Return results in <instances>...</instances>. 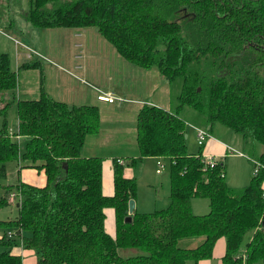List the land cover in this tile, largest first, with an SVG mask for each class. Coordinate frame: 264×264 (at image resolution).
<instances>
[{
  "label": "trees",
  "instance_id": "trees-1",
  "mask_svg": "<svg viewBox=\"0 0 264 264\" xmlns=\"http://www.w3.org/2000/svg\"><path fill=\"white\" fill-rule=\"evenodd\" d=\"M25 19L40 27L94 25L118 53L137 66L156 67L168 82L180 80L175 110L143 102L136 113L138 152L169 160V202L150 211L134 208L136 177H125L114 159L113 194L102 191V157L85 156L87 135L100 128L97 105L69 104L40 86L37 98L15 99L16 128L4 115L17 70L0 50V175L8 162L43 168L45 183H0V206L17 207L0 219V264H23L13 245L34 249L39 264H186L213 254L225 238L223 264H264V167L237 189L225 179L223 161L203 167L201 144L187 150L189 105L207 122L222 123L243 140L264 145V0H28ZM1 13V12H0ZM4 33V31H3ZM25 61L20 67L38 66ZM264 164V150L257 156ZM14 193L13 200H9ZM203 196L209 209L193 212ZM114 209L115 232L105 230L104 208ZM8 230L12 231L8 235ZM201 235L195 246L183 237ZM244 249V254H242ZM242 251V252H241ZM241 252V253H240ZM244 256V260H243Z\"/></svg>",
  "mask_w": 264,
  "mask_h": 264
},
{
  "label": "rangeland",
  "instance_id": "rangeland-1",
  "mask_svg": "<svg viewBox=\"0 0 264 264\" xmlns=\"http://www.w3.org/2000/svg\"><path fill=\"white\" fill-rule=\"evenodd\" d=\"M28 7V0H0V30H2L0 31V50L8 52L11 67L17 70L15 89L4 91L5 99H12L4 112V115H7L10 131L16 128L13 96L37 98L40 95V86L43 84L49 94L69 104H97L101 110L99 111L104 125L109 124L112 127L122 125L119 131L106 126L108 130L105 127L104 129L99 128L97 132L91 133L90 136L87 135L86 145H95L97 155L101 154L102 158L123 155L124 158L130 159L138 152L135 106L143 102L153 103L155 101L166 108L175 110L179 103L177 95L181 90L180 80L168 82L156 67L145 68L127 61L94 25L86 27L32 25L24 16ZM25 61H36L38 66L18 68V65ZM102 83L108 85L109 88H119L125 97L134 98L133 101L129 102L128 98V102L123 101L120 104L113 101H111L113 103L97 101L96 87L99 88ZM110 92L113 93V91ZM2 105L3 103H0V106ZM179 114L189 122L185 133L189 152H197L200 146L194 126L210 128L212 134L232 144L234 154H230L225 163L226 181L229 180L227 170H230L236 188L244 187L248 182V180L245 181L246 176L254 171L251 159L257 158L264 150V145L250 139L243 140L240 134L222 123L207 122L204 115L189 105L185 104L180 107ZM1 122L2 115L0 114V124ZM122 135L125 139H120ZM239 151L243 153L242 156ZM163 161L165 166L160 173L155 172L157 165L156 157L153 156L145 162H136L135 168L131 169V171H136L132 174V177L136 175V192H139L140 198L145 197L141 207L148 208L146 209L148 211L164 207L169 202V160L164 158ZM144 164V175L140 178ZM7 165V174L0 175V183L22 180L29 174L26 169L21 170L32 167L21 166L18 171L14 161L8 162ZM38 169L44 171L43 168ZM30 182L35 183L32 179ZM191 209L197 213L208 211V199L203 196L193 197ZM17 214L18 210L13 202L0 206V219L14 218ZM3 230H6V227H0V236ZM202 239L201 235L183 237L178 240V244L187 247L195 246ZM6 248L8 246L0 245V250ZM18 248V246L10 247L11 251H18ZM241 250L244 254V249ZM21 256L23 264H39L38 254L34 249H27ZM208 259L203 258L206 261ZM214 261H216L215 258ZM214 261L212 264H215ZM186 264L196 263L188 259ZM254 264L262 263L257 261Z\"/></svg>",
  "mask_w": 264,
  "mask_h": 264
},
{
  "label": "crops",
  "instance_id": "crops-1",
  "mask_svg": "<svg viewBox=\"0 0 264 264\" xmlns=\"http://www.w3.org/2000/svg\"><path fill=\"white\" fill-rule=\"evenodd\" d=\"M100 87H101V90L113 91V93L115 95L120 96L122 99H120V100L117 99L118 101H113V102H117L118 104L122 103L123 101H125V102L127 101L128 102V99H129V102H131L134 99V98L127 97V96L125 97L124 96L125 94H122L120 92L119 88H109L108 85H105L103 83H102V86H99V89H100ZM97 88L98 87H96V89ZM117 91H119V92H117ZM57 99H61V98H57ZM96 99H97V97H96ZM97 101H99V102H109V101H103V100H99V99H97ZM113 102H111V103H113ZM150 103H152V102H150ZM153 103L162 106L160 103H157L155 101H153ZM140 106L141 105H136L135 106L134 110L136 111V113H137V111H138ZM163 107H165V106H163ZM167 109H169V108H167ZM99 110H100V108H99ZM100 117H101V113H100ZM135 118H136V116H135ZM105 126L106 127H111L112 129H117V131H119L120 128L123 127L122 125L118 126V127H112L109 124H105L104 125L103 121H101L100 129H104ZM106 127H105V129L108 130ZM194 127H195V130H196V136H197V127L204 128L202 126H194ZM204 129L208 130L210 135L201 144L202 147H200V148H201L202 152L214 154L219 160L223 161V166L225 168L226 158L230 154H234L232 152L233 151L232 150L233 147L231 146L232 144L230 142H228L227 140L222 139L221 137L212 134V132L210 131V128L209 129L204 128ZM89 136H90V134H89ZM120 139H125V136L122 135ZM87 146L88 145H86V140H85L84 145L82 147V154L83 155H85V156L97 155L96 146L95 145H89L88 147ZM239 154L241 156L243 155V153L240 152V151H239ZM135 155L136 154H133L132 156H135ZM100 156H101V154H100ZM151 156L157 157V156H154V155L145 156L141 160H135V162H133V164L129 163L130 159L124 158L123 155H120V156L112 155V156H109L108 158H102V191H103V193L106 194V195L113 194V190H114V188H113V164H114V159L118 160V162L120 164H122V166H123V168H122L123 175L125 177H132V174L136 173V171H131V169L135 168L136 162H138V161L145 162L146 159H148ZM224 168H223V170H224V175H225V179H226V168L225 169ZM25 169L27 170L29 176H27L26 178H23L22 180H24L26 182H29V183H32V182H30L31 179H32L37 185H43L45 183V173H44V171L42 169L40 170V169H38L36 167L35 168L31 167V168H23L21 171H23ZM144 169H145V164L143 165V167L141 169V172H140L141 176H139L140 178H142V176L144 175ZM155 172L156 173H160V172L156 171V168H155ZM227 172L229 173V180L227 181V183L229 185L231 184V186H233V187H236V185H234V177H233L232 174H230V170L229 171L227 170ZM250 176H251V173L249 174V176H246V180L245 181H247V180L249 181ZM134 177H136V175H134ZM35 183H33V184H35ZM262 186L264 188V179L262 181ZM138 193L139 192L137 191L136 194H135V197H134V199H135V208L138 211H148V210H146L148 208H142L141 207V204L142 205L144 204L143 201H144L145 197L143 196V197L140 198ZM104 211H105V219H104L105 230L109 234L114 235V232H115L114 209H113V207L108 206V207L104 208ZM13 246H15V247L18 246L19 250L18 251L12 250V251H14L15 253H19L21 255L24 254L27 249H29V248H23L21 245H13ZM224 252H225V238L223 236H221L215 241V244L213 246V254H212V256L209 257V259L207 261L203 260V258L199 259V261L196 264H212L213 261H214V258L216 260V261H214L215 264H223L222 255L224 254Z\"/></svg>",
  "mask_w": 264,
  "mask_h": 264
},
{
  "label": "built area",
  "instance_id": "built-area-1",
  "mask_svg": "<svg viewBox=\"0 0 264 264\" xmlns=\"http://www.w3.org/2000/svg\"><path fill=\"white\" fill-rule=\"evenodd\" d=\"M2 32V30H0ZM97 98L99 100H104V101H115V100H120L122 99L120 96H117L115 95L114 93L110 92V91H104V90H101L99 88H97ZM210 135L209 131L204 129V128H200V127H197V142L199 144H202L203 141ZM164 158H162L161 156H157L156 157V171L157 172H161L162 171V168L165 166V163L163 161ZM200 160L203 162V167H212L215 165L216 162H218V158L212 154V153H206V152H202V154L200 155ZM252 162H253V165H254V173H257L258 170L262 167H264V164L258 160V159H255V158H252L251 159ZM15 194L14 193H11V195L9 196V200H13V196ZM263 197H264V193H263ZM8 235H11L12 234V231L11 230H8Z\"/></svg>",
  "mask_w": 264,
  "mask_h": 264
},
{
  "label": "water",
  "instance_id": "water-1",
  "mask_svg": "<svg viewBox=\"0 0 264 264\" xmlns=\"http://www.w3.org/2000/svg\"><path fill=\"white\" fill-rule=\"evenodd\" d=\"M186 135L187 134H185V136ZM134 208H135V199H134V197H130L128 199V216L125 218L126 220H130V218H131L130 214L133 212Z\"/></svg>",
  "mask_w": 264,
  "mask_h": 264
}]
</instances>
